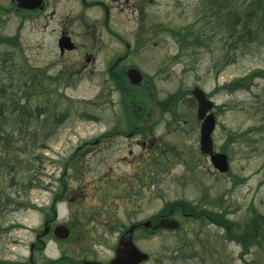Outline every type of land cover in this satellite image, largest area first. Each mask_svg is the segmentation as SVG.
Instances as JSON below:
<instances>
[{
  "label": "rangeland",
  "instance_id": "rangeland-1",
  "mask_svg": "<svg viewBox=\"0 0 264 264\" xmlns=\"http://www.w3.org/2000/svg\"><path fill=\"white\" fill-rule=\"evenodd\" d=\"M211 1L216 0H153L146 16L116 10L113 26L123 41L108 33L102 39L98 30V41L103 40L106 48L98 55V71L92 74L90 64L84 73L69 79L61 74L60 67L65 65L58 62L54 48L57 33L53 29L62 16H56L44 30L40 17L17 15L7 10L9 0H0V35L12 40L0 44V105L6 106L7 114L16 107L26 106L27 111L9 114L7 120L0 111V264H29L30 244L43 229L45 208L61 175L55 163L62 162L80 142L99 135L104 103L100 69L106 51L108 57L120 44L122 54L126 43L131 44L130 63L154 79L157 103L186 93L163 117L177 122L171 127L177 132L167 140L178 145L181 154L171 155L159 171L155 168L153 191L138 199L125 196L130 183L120 180L126 179L124 166L111 185L102 181L98 160H91L92 172L71 176L75 200L61 208L60 222L69 221V211L74 215L72 238L50 241L36 255L37 263L48 264L66 255L77 263L106 264L114 258L125 228L179 200L200 210L226 211L238 234L255 213L264 215L263 77L255 78L250 90H221L211 96L218 118L215 147L227 151L223 153L229 156L230 170L220 173L208 157L199 154L198 105L190 91L198 86L211 94L218 86L264 69V31L250 43L234 46L228 19H218L219 5L226 11L245 0H217L220 4L214 16ZM94 17L97 15H90L91 20ZM178 31H189L188 39L184 38L188 43L196 37L199 41L181 51L174 34ZM81 55V51L72 53L66 68H76ZM38 108L44 109L41 116H36ZM88 119L97 122H79ZM54 131L57 136L52 138ZM232 138L237 140L229 142ZM176 219L181 223L178 230H159L149 237L139 232L134 235L137 246L150 255L142 264H264V237L243 258V245L227 240L226 230L219 225L181 214Z\"/></svg>",
  "mask_w": 264,
  "mask_h": 264
},
{
  "label": "flooded vegetation",
  "instance_id": "flooded-vegetation-1",
  "mask_svg": "<svg viewBox=\"0 0 264 264\" xmlns=\"http://www.w3.org/2000/svg\"><path fill=\"white\" fill-rule=\"evenodd\" d=\"M9 1L10 6L7 10H12L17 15L40 17L44 30L50 28L51 21H54L56 16H62L56 21L53 29L57 33L54 48L56 58L59 59L58 62L62 61L65 65L64 68L60 67L63 69L61 74L69 79L74 75L84 73L90 64H93L92 74L98 71L97 65H100L98 64V55L106 49L103 40L102 42L98 41V35H96L98 30H100L101 38L103 34L108 33L115 36L120 43L123 41L122 37L116 34L113 26L116 22L114 14L116 10L121 12L128 10L134 15L146 16L145 11L150 2H153V0H111L118 2V4L113 3L112 5L108 0ZM90 15H97V17L91 20ZM90 32H92V36ZM90 37L93 39L90 40ZM126 44L124 54L121 53V44L120 48L115 50L113 54L110 53L108 57L106 51L105 61L102 63L104 67L100 69L103 76L100 97L104 103L100 106L102 108L101 119L98 121L102 127H100L99 135L92 140L80 142L74 151L65 156L62 162L57 161L55 163L61 175L53 191V199L50 205L45 208L43 229L36 234L33 243L30 244L29 264H38L36 255L40 251L43 253L50 241L54 239L64 241L54 233L58 226L65 225L71 231L75 225L73 224L74 215L70 211L69 221L60 222L61 208L67 204L71 205L75 200L74 197H71V176L84 177L92 172L91 160H98L97 165L102 181L109 182L111 185H115V181L119 179L118 176L122 173L120 167L124 166L126 179L120 178V180L130 183L128 186L130 190L128 189L125 196L128 199H138L148 197L147 193L153 191L155 185L152 174H154L155 168L157 167L159 171L161 163L165 162L171 155L179 157L181 154V148L178 145L172 146L167 140L171 133H176L178 130L176 127L171 129L177 123L176 121L163 120V117L170 113L169 106L156 103L154 79L140 70L137 64H132V61L130 63L129 59L132 58L130 55L132 54L131 44ZM78 51L82 52L80 62L75 65L76 68L67 69L66 66L70 63L72 53L75 54ZM133 68L139 69L143 74V80L140 83L134 84L128 75ZM40 79L44 78L40 77ZM116 96L119 98V100L117 99L119 102L115 104L114 98ZM110 100L112 102L107 103ZM107 117H112V119L106 120ZM79 122L96 123L97 121L88 119ZM184 123L186 121H183ZM199 123L201 129L202 123ZM55 136L57 135H53L52 138ZM199 154L203 155L201 151ZM56 157L57 160L61 158L58 155ZM131 203L133 202L131 201ZM182 214L185 218H194L192 213L185 214L182 212ZM156 215L141 222L131 223L121 232L119 241L124 236L125 239L128 238V232L133 226L135 227L132 233L133 237L137 232L149 237L159 230H168L156 228V226L162 219H176L179 211L170 209L158 217H155ZM148 222L151 224L146 226ZM70 264L77 263L72 259Z\"/></svg>",
  "mask_w": 264,
  "mask_h": 264
},
{
  "label": "trees",
  "instance_id": "trees-1",
  "mask_svg": "<svg viewBox=\"0 0 264 264\" xmlns=\"http://www.w3.org/2000/svg\"><path fill=\"white\" fill-rule=\"evenodd\" d=\"M220 4V1H211L209 5V9L211 10V16H214V12L217 10L218 5ZM222 5H219V9L217 11V14L219 15V18L226 17L229 21V24H227V30L229 31L230 37L233 40V45L236 46L239 43L248 44L253 41V37L255 35L262 36V32L264 31V0H245L241 3H236L231 7V9L222 11L221 9ZM179 42L181 43V51H184L185 49L189 48L193 43L196 41H199V38H193V40H190V43L186 42L184 38L188 39L189 31L182 32L178 31L174 33ZM10 39H7L6 37H1L0 35V44L9 43L11 44ZM180 56V55H178ZM257 77H263L264 78V69L257 70L252 72L251 74L242 77L241 79H236L233 82H230L223 86L216 87L215 91L209 94V97L213 96L216 92H219L221 90H228L235 92L240 89L250 90L252 89V85L254 83L255 78ZM186 95V93L176 94L172 97H169L164 102H158L159 104H167L169 109L177 106V104L180 102V100ZM157 103V102H156ZM6 106L4 104L0 105V111L3 113V116H5V119L9 118V114L11 116H15V114L18 112L20 114H25L26 106H23V108H14L12 111H10L7 114L8 109H6ZM37 113L36 116H41V114L44 112V109L38 108L36 109ZM7 114V115H6ZM29 115H32L30 113ZM237 138L230 139L229 142L236 141ZM8 142V141H7ZM9 145V143L7 144ZM227 152L225 149L223 152ZM170 209H175L180 212L186 213H192L193 217L197 220H209L223 228L226 229V236L227 239L231 241L238 242V244L243 245V252L242 257L250 254V251L254 245H256L259 241H261L262 237H264V215L255 213L251 220L248 223H245V226L242 227V233L238 234L234 232V223L226 217V211L225 213L220 210L216 211H207V210H200L199 206L193 205L190 202L187 201H179L174 202L171 204H167L164 209L161 210L159 214H157L155 217H158L161 214L167 213ZM71 258L69 256H62L58 260L49 262L50 264H65V263H71ZM76 263V261H75Z\"/></svg>",
  "mask_w": 264,
  "mask_h": 264
},
{
  "label": "water",
  "instance_id": "water-1",
  "mask_svg": "<svg viewBox=\"0 0 264 264\" xmlns=\"http://www.w3.org/2000/svg\"><path fill=\"white\" fill-rule=\"evenodd\" d=\"M129 77L134 84L140 83L143 80L142 72L133 68L129 71ZM192 95L198 102V119L202 122L201 126V151L203 154H208L214 165V167L222 173L229 170L230 164L229 157L225 153L216 152L214 149V139L213 134L217 126V118L212 110L214 109V102L208 99L205 90L200 87H195L192 91ZM151 222L146 223L149 226ZM161 228L167 229H178L180 223L174 219H162L158 225ZM135 227L129 230L128 238L125 236L119 242L117 247L116 256L109 264H141L149 259L147 252L139 250V248L134 243L132 233ZM57 237L61 239H67L70 236V230L64 226L60 225L56 228L55 232ZM84 264H102L100 262H84Z\"/></svg>",
  "mask_w": 264,
  "mask_h": 264
}]
</instances>
